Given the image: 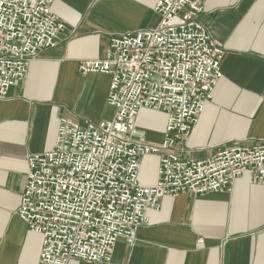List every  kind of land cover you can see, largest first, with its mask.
Wrapping results in <instances>:
<instances>
[{
    "label": "built area",
    "instance_id": "2783aa9c",
    "mask_svg": "<svg viewBox=\"0 0 264 264\" xmlns=\"http://www.w3.org/2000/svg\"><path fill=\"white\" fill-rule=\"evenodd\" d=\"M54 0H0V100L29 65L63 42L51 12ZM205 0H156L153 29L111 36L103 57L83 60L79 72L111 79V120H59L54 147L27 157L17 216L42 238L38 264H109L114 245L135 242L147 210L164 197L230 192L247 176L264 186V142L223 147L204 160L181 155L213 90L225 52L200 22ZM167 121L158 145L132 141L141 110ZM158 158L154 184L140 183L142 159Z\"/></svg>",
    "mask_w": 264,
    "mask_h": 264
},
{
    "label": "crops",
    "instance_id": "0c3cea01",
    "mask_svg": "<svg viewBox=\"0 0 264 264\" xmlns=\"http://www.w3.org/2000/svg\"><path fill=\"white\" fill-rule=\"evenodd\" d=\"M156 0H54L63 42L32 61L26 77L0 100V264H38L40 235L17 216L27 157L50 151L59 120L84 126L111 120L108 75L79 72L103 57L111 36L153 29ZM200 22L224 50L222 78L181 155L204 160L223 147L264 142V0H205ZM167 117L143 109L132 141L158 145ZM158 158L142 159L139 180L157 178ZM129 246L114 245L109 264H264V186L247 176L230 192L164 197ZM68 264H89L70 261Z\"/></svg>",
    "mask_w": 264,
    "mask_h": 264
}]
</instances>
